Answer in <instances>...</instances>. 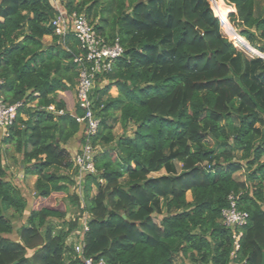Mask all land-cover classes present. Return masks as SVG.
<instances>
[{
	"label": "trees",
	"instance_id": "1",
	"mask_svg": "<svg viewBox=\"0 0 264 264\" xmlns=\"http://www.w3.org/2000/svg\"><path fill=\"white\" fill-rule=\"evenodd\" d=\"M224 2L238 36L264 55L259 0ZM56 6L84 15L123 49L95 80L100 122L82 199L72 191L77 168L66 148L77 138L76 155L87 139L74 118L82 111L75 99L71 111L57 99L75 89L79 49L71 35L54 34ZM0 81L4 102L22 103L0 136V264H75L66 240L84 214V255L105 264H261L264 60L227 40L208 0H0ZM7 145L23 176L35 177L30 198L7 179ZM230 195L249 216L237 250L222 218ZM71 208L77 213L68 219ZM24 216L17 240L9 238Z\"/></svg>",
	"mask_w": 264,
	"mask_h": 264
},
{
	"label": "built area",
	"instance_id": "2",
	"mask_svg": "<svg viewBox=\"0 0 264 264\" xmlns=\"http://www.w3.org/2000/svg\"><path fill=\"white\" fill-rule=\"evenodd\" d=\"M57 14L51 20L50 26L54 34L58 37L71 35L77 42L79 54L73 58L77 66L78 79L75 86L74 98L78 107L82 111V116H74L75 121L82 125L86 131L84 145L72 158L73 166L77 168L78 187L81 185V176L94 173V156L96 148L91 145V138L97 132L100 120L95 116L92 107L91 96L95 87L96 77L109 73L115 61L123 54V49L116 39L111 43H106L89 25L82 14L75 12L69 14L56 6ZM2 81H0V136L7 135L12 127L17 111L22 107L18 102L9 105L4 102L1 96ZM48 107L49 111L54 109ZM62 113V112H60ZM223 224L232 231L235 250L239 248L238 241L241 238V230L247 225L248 214L237 210L236 198L229 196V207L222 212ZM88 215L84 214L81 218V229L71 233L66 240V245L72 247V261L75 264H105L103 260H95L84 255V237L88 231Z\"/></svg>",
	"mask_w": 264,
	"mask_h": 264
},
{
	"label": "rangeland",
	"instance_id": "3",
	"mask_svg": "<svg viewBox=\"0 0 264 264\" xmlns=\"http://www.w3.org/2000/svg\"><path fill=\"white\" fill-rule=\"evenodd\" d=\"M52 1L55 2V0H52ZM217 1L216 0H208L210 8L213 11L214 16L219 20L220 30H221L222 34L227 38V40H229L234 45V47L237 50L242 51V52L250 55V57L255 56V57H258V58H261L262 60H264V55H260L257 51L253 50L242 38H240L238 36V33H237L234 25L229 22V14L234 12L233 8L232 7H228L226 5V2H224V0H219L220 3L223 6H225V7H227L229 9V11L226 12ZM213 4L217 5V7L219 8V12L220 13H217V9H214V5ZM258 4H259L261 9H264V0H259ZM222 17L226 19L225 30H224V28H222V25H221V18ZM45 41L49 43L51 41V39L49 37H47V38H45ZM74 91L73 92H69V93H60L59 96L57 97V99H61L64 102H66L67 108H68L69 111L72 110V107H73V105L75 103L74 102ZM110 95L112 97H116L117 96V91H116V89L114 87H112L110 89ZM51 108L54 109V106H52ZM113 133L115 135V138H118V137H120L122 135V129L120 128L119 125H115L114 126ZM131 133H132V128L128 129L127 135L129 136ZM7 136H8V134L7 135H2L1 138H5ZM77 137H78V135H77ZM74 141H77V139L71 140L67 144L66 148H68V146L72 145L74 143ZM101 147L102 146H97V151L101 150ZM3 148H4V152H5L4 166H5L6 170H7V179H9L10 181H13L14 184H16L18 187H20V190L22 191V193L24 195H26L27 198H30V195H32L34 193V191H33L34 189L33 188H34L35 177H24L23 176V172H22V169H21V166H20V155L15 152L13 146H8L7 145V146H4ZM79 150H80V148H79ZM73 151H74V153H72V154L70 152L69 153L74 156V154L76 153L77 150L75 149ZM95 153H96V151H95ZM161 175H164V171H161L160 173L152 174L151 177H158V176H161ZM75 176H74V178H75ZM84 177L85 176H81L79 178L83 179ZM75 181L78 184L77 177L75 178ZM83 189H84V186L81 183L79 188L72 189V191H74L75 193L77 192L79 197L82 199ZM96 193H97L96 188L92 187V191L90 192V196H93ZM186 200L188 202L192 201L190 193H187ZM56 202H62V201H61V199L60 200L58 199ZM75 212L76 211H74L71 208V210L69 211V214L67 215V218L68 219H70L71 217L74 218L75 217V215H74ZM26 216H27V213H26ZM24 218H25V216L22 219L15 218L13 220L14 226H15V232L12 235H10L9 238H11L13 240H17L16 232H17L18 228L20 227V225L24 222ZM175 261H179V259L175 258Z\"/></svg>",
	"mask_w": 264,
	"mask_h": 264
},
{
	"label": "crops",
	"instance_id": "4",
	"mask_svg": "<svg viewBox=\"0 0 264 264\" xmlns=\"http://www.w3.org/2000/svg\"><path fill=\"white\" fill-rule=\"evenodd\" d=\"M67 105V104H66ZM77 139V138H76ZM75 140V139H74ZM78 145L79 144H77V141H74V143L72 144V145H70V146H68V151L72 154V153H74V151L73 150H77L78 149Z\"/></svg>",
	"mask_w": 264,
	"mask_h": 264
},
{
	"label": "water",
	"instance_id": "5",
	"mask_svg": "<svg viewBox=\"0 0 264 264\" xmlns=\"http://www.w3.org/2000/svg\"><path fill=\"white\" fill-rule=\"evenodd\" d=\"M261 264H264V253L262 254Z\"/></svg>",
	"mask_w": 264,
	"mask_h": 264
},
{
	"label": "clouds",
	"instance_id": "6",
	"mask_svg": "<svg viewBox=\"0 0 264 264\" xmlns=\"http://www.w3.org/2000/svg\"><path fill=\"white\" fill-rule=\"evenodd\" d=\"M75 99V98H74Z\"/></svg>",
	"mask_w": 264,
	"mask_h": 264
}]
</instances>
